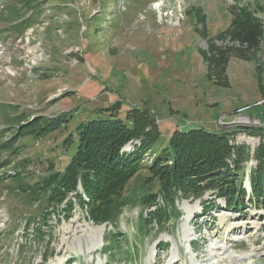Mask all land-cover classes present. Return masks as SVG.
<instances>
[{
  "label": "rangeland",
  "instance_id": "1",
  "mask_svg": "<svg viewBox=\"0 0 264 264\" xmlns=\"http://www.w3.org/2000/svg\"><path fill=\"white\" fill-rule=\"evenodd\" d=\"M238 15L263 26L260 44L245 52L228 33ZM219 49L229 52L217 67ZM117 101L120 117L133 107L152 113L161 133L155 152L176 129L228 130L230 143L249 152L239 173L243 205L227 208L218 197L220 208L205 213L187 197L176 201L174 222L139 231L144 207L128 205L98 224L71 193L69 216H48L38 239L37 220L28 229L25 221L49 213L46 195L14 189L62 171L76 151V127L105 118L113 110L101 109ZM260 124L264 0H0V264H264V207L249 201L262 141L238 129ZM146 176L143 167L122 195L140 194ZM102 225V233L89 230Z\"/></svg>",
  "mask_w": 264,
  "mask_h": 264
},
{
  "label": "trees",
  "instance_id": "2",
  "mask_svg": "<svg viewBox=\"0 0 264 264\" xmlns=\"http://www.w3.org/2000/svg\"><path fill=\"white\" fill-rule=\"evenodd\" d=\"M262 29L256 18L238 15L228 33L238 40L242 52H245L260 44ZM228 50L219 49L213 57L217 67L226 63ZM120 106L119 101L112 103L101 109L113 110L105 118L91 119L76 127V151L62 171H51L35 182L38 184L36 188L32 184L14 189L16 195L30 193L36 200L39 195H46L47 207H51L49 213L43 211L38 218L28 217L25 221L28 229L31 221L37 220L34 232L38 239L46 238L44 228L48 226V216L59 211H68L66 217L69 216L73 205L69 198L71 193L90 220L98 224L115 221L128 205L144 207L147 214L143 216L141 212L139 216V231H146V226L152 222L160 228L168 221L174 222L180 212L176 201L187 197L199 199L205 213L220 208L215 201L218 197L224 198L227 208L243 205L245 191L239 173L249 158V152L244 144L230 143L228 130L176 129L169 137L167 147L155 152L153 148L161 133L152 113L133 107L120 117ZM238 129L261 137L262 142L252 155L256 163L250 172L249 201L253 199L255 204L264 207V125ZM130 141H137L131 153L120 154ZM145 156H151L148 163H145ZM143 167L147 176L142 181L140 194L137 191L123 196L127 182ZM153 182L157 185L155 191L151 188ZM206 193H209V199H204ZM124 253L131 255L130 252Z\"/></svg>",
  "mask_w": 264,
  "mask_h": 264
},
{
  "label": "bare ground",
  "instance_id": "3",
  "mask_svg": "<svg viewBox=\"0 0 264 264\" xmlns=\"http://www.w3.org/2000/svg\"><path fill=\"white\" fill-rule=\"evenodd\" d=\"M248 186V184H247ZM103 228L104 226H97V227H92L91 229H89L91 232H99V233H102L103 232ZM91 247H95V238L94 237H91Z\"/></svg>",
  "mask_w": 264,
  "mask_h": 264
},
{
  "label": "water",
  "instance_id": "4",
  "mask_svg": "<svg viewBox=\"0 0 264 264\" xmlns=\"http://www.w3.org/2000/svg\"><path fill=\"white\" fill-rule=\"evenodd\" d=\"M261 124H262V123H261ZM261 124H260V125H261Z\"/></svg>",
  "mask_w": 264,
  "mask_h": 264
}]
</instances>
